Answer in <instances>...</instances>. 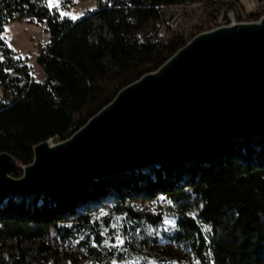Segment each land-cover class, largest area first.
<instances>
[{
	"label": "trees",
	"instance_id": "16d2710c",
	"mask_svg": "<svg viewBox=\"0 0 264 264\" xmlns=\"http://www.w3.org/2000/svg\"><path fill=\"white\" fill-rule=\"evenodd\" d=\"M194 2L210 9L207 23L237 6L98 0L70 19L47 0H0V152L30 162L35 143L65 137L119 88L156 68L186 41L166 24L169 8ZM23 17L44 22L49 35L36 57L40 81L1 37L6 23ZM144 201L159 207L146 210ZM167 214L176 216L170 230H149ZM50 241L79 248L97 264H264V135L55 192L0 193V264H57ZM28 242L37 243L32 253ZM65 255V264H75Z\"/></svg>",
	"mask_w": 264,
	"mask_h": 264
},
{
	"label": "water",
	"instance_id": "95a60500",
	"mask_svg": "<svg viewBox=\"0 0 264 264\" xmlns=\"http://www.w3.org/2000/svg\"><path fill=\"white\" fill-rule=\"evenodd\" d=\"M263 135L264 12L197 32L65 137L35 143L30 162L1 151L0 193L55 192Z\"/></svg>",
	"mask_w": 264,
	"mask_h": 264
},
{
	"label": "rangeland",
	"instance_id": "374dc122",
	"mask_svg": "<svg viewBox=\"0 0 264 264\" xmlns=\"http://www.w3.org/2000/svg\"><path fill=\"white\" fill-rule=\"evenodd\" d=\"M47 4L50 8H55L61 17L76 19L82 14L96 8L98 5V0H47ZM210 12V9L204 8L201 2H194L187 6H171L169 8V13H171L172 18L169 21V24H171L172 28L183 33L187 41L197 32L208 29V25L215 26L217 24L215 23L217 17L207 23L208 18H210ZM222 12V18H224V9L221 10V13ZM219 14L220 13H218V15ZM247 14L248 13H245L240 9V16H236L235 21L254 19L250 18L249 15L247 16ZM1 37L5 41L6 45L12 49L13 57L26 59V63L29 66V70L33 79L36 81L42 80L44 77V71L37 64L36 57L49 42V35L45 30L44 22L31 20L27 17L10 21L4 25L1 32ZM142 204L146 210H151L154 212L159 207L158 203L153 201H144ZM175 222L176 216L167 214L158 224V227H151L149 230L154 231L155 233L168 231L172 228ZM51 244L55 247V249H57L55 257L57 264H65V254H71L75 264H97L85 258L83 252L79 248L74 249V247L55 244L54 242H51ZM24 246L28 248L29 253H32L37 246V243L28 242L25 243ZM133 263H135V260L112 259L107 264Z\"/></svg>",
	"mask_w": 264,
	"mask_h": 264
},
{
	"label": "built area",
	"instance_id": "2783aa9c",
	"mask_svg": "<svg viewBox=\"0 0 264 264\" xmlns=\"http://www.w3.org/2000/svg\"><path fill=\"white\" fill-rule=\"evenodd\" d=\"M248 13V15L254 13L256 15H260L264 12V0H237V6L235 9H230L228 11L224 10V18L223 12L217 16L215 23H232L235 22V17L239 15V10ZM240 16V15H239ZM239 18V17H238ZM240 19V18H239ZM166 24H169V21H166ZM216 24V25H217Z\"/></svg>",
	"mask_w": 264,
	"mask_h": 264
}]
</instances>
